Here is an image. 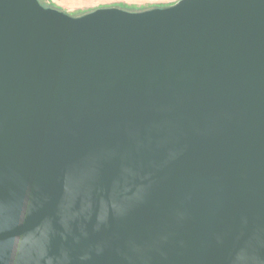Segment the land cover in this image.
I'll list each match as a JSON object with an SVG mask.
<instances>
[{"label":"water","instance_id":"obj_1","mask_svg":"<svg viewBox=\"0 0 264 264\" xmlns=\"http://www.w3.org/2000/svg\"><path fill=\"white\" fill-rule=\"evenodd\" d=\"M0 264H264V0H0Z\"/></svg>","mask_w":264,"mask_h":264},{"label":"rangeland","instance_id":"obj_2","mask_svg":"<svg viewBox=\"0 0 264 264\" xmlns=\"http://www.w3.org/2000/svg\"><path fill=\"white\" fill-rule=\"evenodd\" d=\"M48 1V0H47ZM55 6L64 10L72 16H78L84 12H88L98 7L118 6L119 4H129L135 8L131 10L136 11L145 9L151 5H168L173 4L177 0H51Z\"/></svg>","mask_w":264,"mask_h":264},{"label":"trees","instance_id":"obj_3","mask_svg":"<svg viewBox=\"0 0 264 264\" xmlns=\"http://www.w3.org/2000/svg\"><path fill=\"white\" fill-rule=\"evenodd\" d=\"M39 2L43 5V6H52V7H56V8H58L57 6H55V4L51 1V0H39ZM167 5V4H166ZM166 5H159V4H157V5H151L150 7H148V8H151V7H153V6H160V7H166ZM168 5H170V4H168ZM118 7H120V8H125V9H128V10H131V8H135L134 6H131V5H129V4H124V3H122V4H119L118 5ZM58 9H60V8H58ZM146 9V8H145ZM61 10V9H60Z\"/></svg>","mask_w":264,"mask_h":264}]
</instances>
